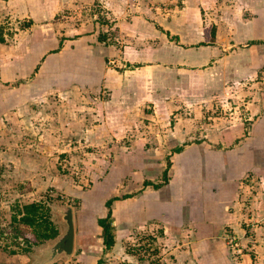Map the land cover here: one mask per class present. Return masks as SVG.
<instances>
[{
  "label": "rangeland",
  "instance_id": "obj_1",
  "mask_svg": "<svg viewBox=\"0 0 264 264\" xmlns=\"http://www.w3.org/2000/svg\"><path fill=\"white\" fill-rule=\"evenodd\" d=\"M207 11L205 30L217 22L229 36L244 32L233 26L237 21L252 20L241 53L224 60L221 72L208 69V80L202 70L176 73L179 87L166 64L163 80L142 76L130 104L112 100L109 75L92 73L97 63L91 56L71 55L74 49L47 57L48 46L76 39L79 28L120 43L121 21L139 13L176 41L179 32L202 28ZM92 20L99 22L94 28ZM124 34L133 39L129 28ZM0 36V264H33L41 247L54 242L21 251L33 228L13 216L34 201L47 205L59 234L67 227L64 214L73 210L74 250L48 264H264V42L248 44L264 40V0H0ZM232 64L235 69L226 68ZM143 110L150 118L136 124ZM123 122L128 132H113ZM238 122L245 132H220ZM168 160L171 182L162 191L150 186L147 216L138 214L140 201L131 217L128 197L114 201L116 242L104 249L98 218L107 214L105 202L145 195L142 179L161 182ZM187 173L196 184L223 176L219 200L195 196L189 208L178 183Z\"/></svg>",
  "mask_w": 264,
  "mask_h": 264
},
{
  "label": "crops",
  "instance_id": "obj_2",
  "mask_svg": "<svg viewBox=\"0 0 264 264\" xmlns=\"http://www.w3.org/2000/svg\"><path fill=\"white\" fill-rule=\"evenodd\" d=\"M59 6L60 3L57 2V4L55 5L56 9H58L57 7ZM209 12L210 11L206 12V18L202 21L203 23L202 28L200 27L197 29L195 27V30L193 29L191 33L179 32L175 36L176 41H173L170 38H168L170 32L168 34V30H165L167 29L165 26L163 25L161 26V24H156L152 18H147L143 16L142 13H139V15L137 14L133 15L132 19H130L131 22L129 21L128 17H126L121 21L120 24L121 30L119 34L120 37H122L123 39L118 37L120 43L117 42V43L107 44L105 42H100L98 40L97 33H86L85 32L86 30H84V28H79V31L77 33H82V34L80 36L78 35L76 39L64 38V48L60 52H48L51 49L48 46L47 57H54L56 55H60L61 53H63L61 55L69 56L70 51L74 49L76 50H74V53H72L71 55H74L76 57L91 56L93 59H95V62L94 61L93 62L97 63L98 65L97 66L92 64V70H91L93 71L92 73L93 74L96 73L97 75L99 74V76H100V72H102L101 75L103 74L105 76L107 73L109 75L107 76L106 79H108L107 81H108V85L111 86L110 88L113 89L112 100H114V102L118 104L120 102L122 104H127V103L130 104L133 102L135 93L140 92L142 90L141 89L142 87L141 85L143 84L141 80L142 76L148 75L149 72L151 73L149 74V76L151 75V80L160 81L163 80L164 75L166 74L165 71L168 68L173 70V74L175 70V76L177 77H175V79L173 78V81L177 80L176 82L178 83L179 82L178 74H182L180 71L187 70L189 72L193 71V73L198 74V71L202 70L205 73L204 75L206 79L208 80L210 78L208 76V72H209L208 69L210 70L217 69L218 71L221 72L223 70L221 66L222 63L223 62L226 63V61L224 60L228 59V57L232 55H235V57H237L238 56L237 53H241L240 51L243 50L241 45H245V43L243 44L242 42L245 36L243 34L245 32L246 27L252 25L253 23L252 20L247 19L249 22H245L247 20L239 21V22L237 21L236 23L237 25L236 24L233 25L235 26V29L236 27L237 29H240L241 27V29L244 32L241 31V33H237V34L235 33L229 36L227 35L228 33L227 32L224 33L223 32L224 30H221L219 26V30L216 29L214 35V32L211 31L210 29H208L209 31L205 30L206 27L209 26V23L207 22V20L211 16ZM50 14H51V9H48L47 16L49 17ZM93 18H95V16ZM95 23H99V22L98 21L94 22V20H92L90 25L94 28ZM194 24H196V21L194 22ZM215 25L218 26L217 22ZM128 28L130 29V31H132V34H130L133 35L132 40H130L129 36L125 37L124 31H126ZM250 30L251 32L248 34L253 35L254 33H252L253 32L252 26ZM254 30L256 31V29ZM257 30H261V27L258 28ZM49 37L54 38L55 34L54 33L50 34ZM171 37H172V32H171ZM47 41H49L48 38ZM58 43H59V39L56 42V45L54 44V46L52 47L58 46ZM73 45H75V48L73 47ZM254 46L255 44L254 45L251 44V47H249V49H252ZM236 60L237 59H235V61ZM107 62L114 63L117 66L116 67L108 66ZM218 63H220L219 66H217ZM166 64L170 65L171 67L166 66ZM174 66H183V67L174 68ZM195 66H197V68H193ZM200 66L201 67L205 66V68L198 69ZM236 66H237L236 64H232L231 66H227L226 68L235 69L234 67ZM95 67L98 69H96ZM117 67L118 69H116ZM81 68H83L84 71L85 69H88L87 66H82ZM176 73L178 74L176 75ZM112 75L116 79L115 80L114 78H112L113 82L108 78ZM146 80L147 78L145 79V81ZM177 86L179 87V83L177 84ZM153 93L154 92H152V94ZM138 99H140V94ZM141 117H144V119H141ZM141 117H139L137 121H135L136 124L143 125L144 124L143 121L146 122L145 119L147 118L149 119L150 115L143 110V114H141ZM125 125L126 122H123L122 128L113 130V132H128V129L125 128ZM227 127H226L227 129L225 128V130L220 132H245V130L247 129V127H245V125L242 124L241 122H238L237 124H230ZM162 131L163 130H160L159 132ZM130 132H136V130L132 128ZM168 132H180V130L178 128H176L175 130L171 128L170 130H168ZM183 132L186 131L183 130ZM178 146H180V144ZM221 167L222 166H219L218 168ZM224 167L227 168V166ZM171 169H174L173 165L171 166ZM225 174L227 177V169ZM186 176L187 177L185 179L178 178L179 180L178 183H180L179 188H181L180 189L181 191L185 189L188 192L187 193L189 196L188 200H186L184 203L186 205H189L188 206L189 208H191L192 206L191 198L195 196H201V195L206 196L208 194L212 198L217 197L219 200L221 189L217 187V184L221 183V179L226 180L225 179L226 177L223 178V176L218 177V175H215L209 177L210 181H207L206 179L204 180L200 179L196 184L193 182L192 179L193 176L190 177V173H187ZM204 176L205 174H202V177ZM145 180H152V179H145ZM145 180L142 179L143 190L142 192H140L141 195L143 193L145 195L140 196V198L138 197V199L136 200L132 199L133 196L127 198V202L125 203V205L130 206L128 208L130 212V214L128 215L129 217H131L130 210L133 208L135 209L133 203L135 202L137 203V201H140L139 206L136 205V209L139 208L138 214H140V216H147V210L151 211L152 209L151 205L148 206L147 203L149 202L148 199H151L149 198L151 195L149 193L153 185L144 184ZM185 181H187L185 184L187 185V187L183 188L181 187V185H183ZM170 182L171 181H169V183ZM211 183H215V186L211 185ZM163 187L156 188V191H162ZM162 201L163 200L157 201L156 208H158V204L160 205ZM199 207L202 208L201 205H199Z\"/></svg>",
  "mask_w": 264,
  "mask_h": 264
},
{
  "label": "trees",
  "instance_id": "obj_3",
  "mask_svg": "<svg viewBox=\"0 0 264 264\" xmlns=\"http://www.w3.org/2000/svg\"><path fill=\"white\" fill-rule=\"evenodd\" d=\"M30 22L26 23V26L30 25ZM216 26L213 28V32L215 35ZM169 33V32H168ZM109 39V38H108ZM107 39V34H104V32L100 35H98V40L100 42H105L107 44L110 43H117V41L110 42ZM0 41L4 42L5 38L3 36H0ZM264 42V40H258V39H252L248 42V44H258ZM64 48V38L59 39L58 46H55L54 48H51L48 52H60ZM85 66V64H83ZM246 127V126H245ZM260 144V142H259ZM261 146H264L263 143H261ZM182 149V146H178L174 148V151L176 153L180 152ZM172 166L171 161L168 160L167 167L163 170V180L161 182H153L152 180H145L144 184L146 185H153L154 188H160L163 187L168 181H169V170ZM228 167V166H227ZM218 168V166H217ZM224 168V167H223ZM222 168V172L225 174L227 168ZM222 175V174H221ZM226 177V174H225ZM131 196V193H125L122 196H113L110 197L106 202L105 205L108 208L107 214L105 216H100L98 218V224L102 228L101 238L103 240L104 249H110L116 242V234H115V228H114V222H113V203L115 200L121 199V198H127ZM18 214L13 216V220L16 222L23 223L25 225H29L33 228L32 230V236L26 237V243L27 246L24 248H21L22 252L28 251L33 247V245L41 243L47 239L54 238L59 233L58 228L55 226L54 222L51 220L50 215H48L47 212V205L43 202H30L26 203L20 206H18ZM185 216V214H184ZM19 217V218H18ZM19 229V226L17 227ZM0 233H3L2 231ZM26 233H24L23 236H25ZM22 235V232H21ZM1 236V234H0ZM17 236H20V233H17ZM20 245V243H18ZM13 253H17L18 250L13 249ZM100 261V260H98Z\"/></svg>",
  "mask_w": 264,
  "mask_h": 264
},
{
  "label": "water",
  "instance_id": "obj_4",
  "mask_svg": "<svg viewBox=\"0 0 264 264\" xmlns=\"http://www.w3.org/2000/svg\"><path fill=\"white\" fill-rule=\"evenodd\" d=\"M64 218L67 223L65 231L60 234L58 233L57 236L54 237L55 240L52 244H44L41 247L39 250V258L37 256L33 264H48L59 255H70L73 252L75 246V225L72 208H68L64 214Z\"/></svg>",
  "mask_w": 264,
  "mask_h": 264
}]
</instances>
